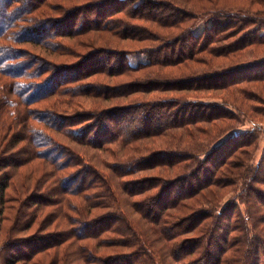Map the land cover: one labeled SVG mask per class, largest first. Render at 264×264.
I'll return each instance as SVG.
<instances>
[{
	"label": "trees",
	"instance_id": "1",
	"mask_svg": "<svg viewBox=\"0 0 264 264\" xmlns=\"http://www.w3.org/2000/svg\"><path fill=\"white\" fill-rule=\"evenodd\" d=\"M48 1L0 0V205L6 203L7 190L18 172L20 174L25 167L33 168H27L21 178L28 179V173L30 177L37 175L39 190L43 189L46 180L53 179L46 177V173L56 174L69 168L77 170L73 175L61 177L59 186L28 194L19 200L23 206L10 233L22 221L35 219V213L43 206L61 204L65 211H73L78 216L72 223L73 235L77 237L75 242L81 250L82 264H163L134 225L135 222L129 221L123 214L126 212L120 206L113 177L107 176L86 160L85 155L70 142L100 151H109L111 145H116L120 149L109 152L114 157L120 154L124 157L131 152L136 142L166 135L173 129L186 128L180 136L196 140L198 135L190 127L208 122L213 124L212 133L219 134L216 137L209 135L213 142L205 147L202 156L195 150L172 148L145 155L132 154L127 156L128 160L116 159L111 162L110 169L117 177L125 178L157 166H175L181 161H188L187 165L182 166L185 172H181L175 182L166 186L168 189H165L161 199L163 203L149 196L135 202L134 210L143 213L149 222L158 224L168 241L181 233L187 236L169 245L170 256L178 264H262L260 254L264 251V215L260 214L261 206L260 210L255 207L253 199L256 196L258 199L255 200L264 206V192L256 191L250 185L255 180L264 182V160L250 178L246 176L248 168L242 171L244 159L234 164L230 162L240 149L255 142L257 132L232 126L221 135V127L232 125L228 121L230 118L239 119L229 99L171 96L71 115L55 108L62 105L71 107L73 100H56L53 103L55 108L34 106L57 95L68 99L80 95H103L109 98L111 95L116 97L153 91L227 90L231 99L234 90L242 93L239 88H234L237 85L264 82V55L249 61L239 60L226 67L211 68V65L222 57L228 58V55L243 51L249 45H264V38L257 35L264 26V19L259 12L231 9L236 21L220 22L216 19L200 36L191 35L188 29H184L176 37H160V44L147 51L149 58L137 66L130 62L129 53L125 51L118 53V57H113L114 54L103 56V51H90L80 54L76 61L65 62L61 66L34 54L24 44L33 42L51 52H64L66 46L61 38L80 36L91 31L133 38L136 35L135 26L116 18V15L125 13L130 19L137 17L148 20L154 19L151 16L154 9H162V12L174 9L169 2L166 4L155 0H88L61 12L62 15L39 17L37 10L43 7L44 13L47 12ZM187 9L191 13L208 10L195 9L194 6ZM183 11L187 13L185 9ZM176 12L181 11L177 9ZM166 23L176 25L170 19ZM205 52L209 56L200 58L199 55ZM236 56H241V53ZM207 64L210 65L209 69L201 71L198 68L199 65ZM182 65L187 69L192 68L190 73H195L175 78L150 72L141 76L139 81L108 87L109 92L102 90V83L82 84L92 76L105 73L115 76L154 67L162 69ZM20 143L26 144L20 146ZM48 165L54 169L48 170ZM38 170L41 172L37 173ZM246 178L250 182L244 186L242 193L235 194L224 210H218L219 205L214 203L213 197L219 198L227 186ZM121 181H118L120 187L131 196L144 194L155 187V184L145 186L148 180ZM241 197H246L244 201L248 203L249 210L246 215H236L238 223L233 225L240 235L233 237L231 242L226 221L234 218L237 203H243ZM73 198H81L84 203L78 206L73 203ZM192 198L197 205L205 202L213 206L190 212L177 225L171 226L170 219L163 211L178 207L183 201ZM151 203L158 206V211L150 208ZM189 207L192 209L191 203ZM96 209H105V212L99 217L88 215ZM249 223H252L253 228L246 226ZM225 224L228 225L227 229H223ZM252 233L254 238L251 240L249 236ZM189 234L193 237H188ZM23 239L10 244L8 241V245L7 240L0 244V256L9 247L18 252L16 256L6 258V264L27 261L40 252L62 244L61 240L65 237L62 235L58 238L49 232ZM88 240L96 241L94 246L85 243ZM235 245H238L236 250L240 252L233 259H227L228 250ZM105 246L127 247L130 251L105 256L98 251Z\"/></svg>",
	"mask_w": 264,
	"mask_h": 264
},
{
	"label": "rangeland",
	"instance_id": "2",
	"mask_svg": "<svg viewBox=\"0 0 264 264\" xmlns=\"http://www.w3.org/2000/svg\"><path fill=\"white\" fill-rule=\"evenodd\" d=\"M159 2H164L167 4L169 2L174 10L170 11H163L162 9H154L152 13L155 15H151L154 19H139V18H132L130 19L125 15V13L116 15L115 17L121 19L127 24L134 25L135 30L134 33L136 34L133 38H123L120 35H115L111 32H104V31H91L90 33L80 35V36H72V37H63L60 40L65 44L64 52H51L46 48L35 44L33 42H27L24 44L26 49H29L34 54L39 56H43V58L48 59L53 64H58L64 66L63 63L65 62H74L78 59L80 54H86L90 51H96L101 53L103 56H110L112 54L113 57H118V53L125 51L129 53V60L134 65L137 66L145 60L149 58L147 51L152 50V47H155L160 44V39L158 38H173L176 37L179 33L182 32L184 29H188L191 35L200 36L204 33V30L211 26L215 20H219L220 22H228V21H236V17L232 13L231 9H243L249 10L253 12H259L264 19V0H155ZM88 0H49L48 1V8L47 12L44 13L43 7L38 9L36 14L39 17H55L59 14L62 15L61 12L68 10L70 8L75 7L76 4L85 3ZM110 5V4H109ZM166 6V5H165ZM189 6H194L195 9H207L206 11H202L199 13H191L190 9H187ZM220 7L229 8L227 10L222 9ZM216 8V9H214ZM180 10V13H177L176 10ZM186 10L187 13L183 10ZM222 9V10H221ZM190 10V11H189ZM224 10V11H223ZM262 12V13H261ZM189 13V14H188ZM194 14V15H193ZM114 17V18H115ZM174 20L176 23L175 26L167 25L166 21ZM242 32V31H241ZM225 33H222L224 35ZM258 36L264 38V26L259 29L257 33ZM234 38V37H232ZM229 40H225L227 42ZM226 45V43H224ZM154 49V48H153ZM68 54H65L67 53ZM110 52V53H109ZM115 52V53H114ZM241 56H236V54H240ZM208 52L204 54H200V58L207 57ZM264 55V45H249L245 47V49L239 50L237 53H233L228 55L229 57H222L220 61H217L215 64L211 65V68L214 67H226L231 63H236L239 60H253L256 57H260ZM209 56V55H208ZM214 58V57H213ZM232 66V65H231ZM182 69H179L181 68ZM210 65L207 64L206 66L199 65L198 68L203 71L205 69H209ZM192 69V68H191ZM191 69L185 68L183 65L179 67H166V68H149L143 71L138 72H131L127 74L115 75L111 76L108 74H100L95 75L88 78L86 83L82 84H92V83H102L103 85L100 86L102 90L108 91V87H112L114 85L123 84L127 82L139 81L141 76H144L150 72L154 73H162L164 75L173 76L175 78L188 76L191 73ZM179 74V75H175ZM141 80V79H140ZM234 88H239L242 93H238L234 90L235 94L230 96L231 99L228 97V91H221V90H189L184 92L179 91H153V92H138L131 95L125 96H112L109 98H105L103 95L97 96H78L74 98L68 97H61L59 95L50 98V100H42L39 104L34 106H51L54 107V102L59 99L65 100H73L74 104L69 107V105H62V107H56L55 109L61 110L62 113L71 115L76 113H88V112H96L103 109H109L115 106H128L133 103H140L142 101L152 100L156 98H164V97H171V96H179V97H186L189 95L192 96H201L207 98L206 100L213 99V98H225L229 99L232 104L234 105V109L238 112L237 116L239 119L230 118L229 123L232 124L227 127H221L220 133L221 135L223 132H228L230 127H238L240 130H250L256 131V139L255 142L251 145L245 146L237 152V155L230 159V162L233 164L236 161L244 159L245 165L242 171L247 170L246 176L250 178V176H254V172H257V166L263 163L264 160V82L258 83H241ZM59 104V103H58ZM54 109V110H55ZM241 115V118L240 116ZM220 122V121H219ZM223 123L220 125L222 126ZM213 127L212 123L208 122H201L195 126H191L190 128L195 131L198 135L196 140H191L188 137L180 136V134L186 128H178L173 129L172 131L168 132L166 135L151 137L142 141L136 142L132 146V150L126 156H122L121 154L118 156H113L111 154V150H119L120 148L116 145H111L109 151H100L98 149H93L92 147H82L75 142L72 145L75 147L76 150L83 153L85 155L84 158L86 160L91 161L94 165H96L104 174L107 176L111 175L113 177V185L118 192L120 206L122 209L125 210L126 218L128 220H133L135 223L134 225L137 226V229L143 234L144 239L147 240V244L151 246V249L155 251L158 258L161 259L163 264H178L175 258L169 253V245L172 243L182 241L184 235L181 233L175 239L166 240L163 236L162 232L158 228V224H153L149 222L146 217H144L143 213L137 212L134 210L133 204L142 200L144 198L153 197L156 198L157 201L161 202V199L164 196L165 189L167 185L175 182L177 180L178 175L181 172H185L182 166L187 165L188 161H181L180 164L175 166L169 165H161L157 166L153 169L143 170L139 173H136L132 176H128L125 178H119L110 169L111 162L115 161L116 159L119 160H128L127 156L132 154H148L150 152H157L161 150H169L172 148H179L183 151L195 150L196 153H200L199 155H203L205 152V147H209L210 143L213 142L210 138V134L213 137H216L217 133H212L211 131ZM68 142V140H65ZM26 143H20L19 145L22 146ZM72 146V147H73ZM73 147V148H74ZM113 148V149H112ZM123 154V153H122ZM198 156V155H197ZM40 162V161H36ZM262 165V164H261ZM264 166V163L263 165ZM48 170H53V167L48 165ZM255 167V168H254ZM31 170L33 167H27ZM27 168H23L21 173L15 176L13 179V183L10 188L7 190V201L4 206L0 205V244H4L7 240L9 244L15 243L18 240H24L23 238H28L34 234H48L49 232L58 238L62 235L65 239L61 240L63 243L51 248L49 250H45L40 252L39 254L33 256L32 258L28 259L27 261H23L17 264H82L81 260V250H79V245L77 241V237L74 236L73 232V223L78 216L72 211H65L63 205H46L40 208L37 213H35V219H28L27 221H22V223L16 226L13 231L10 230L11 228L15 227V223L17 222V217L19 215V211L22 208L23 204L21 201L22 198L27 196L28 194L33 195L34 192L43 191L47 188L53 186H59V179H62L65 176L73 175L75 172V168L65 169L60 173L53 174V172H48L45 174L46 177H52L53 179H49L45 181L44 187L42 190H39L37 187L36 179L38 178L37 175L34 174L33 177L29 176L28 179L21 178L23 172L27 170ZM237 169V168H236ZM183 170V171H182ZM41 172L38 170L37 173ZM31 178V179H29ZM246 178L245 180L238 181V183L234 185L227 186L221 196L218 198L217 196L213 197L214 203L218 206V210H224L226 206L230 205V199L235 196V194L242 193L244 186L248 185L250 179ZM121 180H148L149 184H155V187L149 189V191L145 192L141 195L131 196L129 193L124 191L118 181ZM255 180L251 183L250 186L257 191L264 192V182ZM26 182V183H25ZM122 182V181H121ZM124 182V181H123ZM20 183V184H19ZM55 183V184H54ZM62 184V183H61ZM157 184V185H156ZM249 186V187H250ZM120 187V188H119ZM235 190V191H234ZM246 191V188L244 189ZM211 198V197H210ZM210 198L208 200H210ZM246 197H241L243 203L238 202L237 208L235 209L234 218L226 221L229 225L228 232H230L231 242L233 241V237L240 235V232L235 226L233 225L237 222L236 215L237 214H244L246 215V211L249 210L248 203L245 202ZM255 199H258L255 196ZM253 199L255 207L258 209L261 206L262 211L260 214L264 215V206L261 204L260 201ZM261 200V199H260ZM207 202V201H206ZM73 203L76 205H81L84 201L81 198H73ZM163 203V202H161ZM191 203L192 209L189 207ZM264 204V203H263ZM186 205V206H185ZM150 208H154L158 211V206L155 203L149 204ZM213 205L206 204L205 202L197 205L195 199H187V201H183L181 205L178 207H174L169 209L168 211H163L165 216L170 219V225L175 226L177 225L180 220L185 217L186 215L190 214V212H194L200 208H209ZM27 209V208H26ZM216 209V208H215ZM30 211V209H27ZM32 210V209H31ZM228 210V209H226ZM260 210V209H259ZM26 212V211H25ZM105 209H96L93 213H89L88 215H93V217H99L101 214H104ZM243 212V213H242ZM246 217V216H245ZM247 218V217H246ZM252 218V217H251ZM129 220V221H130ZM252 220V219H251ZM238 223V222H237ZM223 225V229H227L228 225ZM231 224V225H230ZM248 228H253L252 223L246 225ZM231 228L232 229L231 231ZM67 233V234H64ZM9 233V236H7ZM221 233V232H220ZM218 233V236L219 234ZM69 236V237H68ZM71 236V237H70ZM193 237L192 234H189L188 237ZM14 237V238H13ZM68 237V238H66ZM253 233L249 236V239H253ZM18 239V240H17ZM190 240V239H189ZM94 240L85 241V243H89L94 246ZM81 246V245H80ZM3 256H0V264H6L5 259L9 257H14L18 253L16 249L9 247ZM238 245L233 246L231 250H228L226 255L227 259H233L235 255H238L240 251H237ZM239 249L241 250V244H239ZM98 250V249H97ZM98 251L102 252L103 255L109 256L113 254H117L118 252H128L130 248L127 247H102ZM14 255V256H13ZM261 263H264V251H261L260 254ZM195 258V257H191ZM231 264V263H230Z\"/></svg>",
	"mask_w": 264,
	"mask_h": 264
}]
</instances>
